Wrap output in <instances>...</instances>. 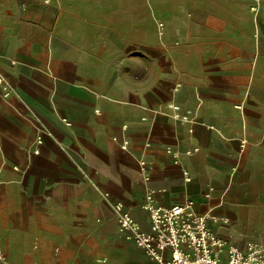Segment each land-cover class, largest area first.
<instances>
[{"label":"crops","instance_id":"obj_1","mask_svg":"<svg viewBox=\"0 0 264 264\" xmlns=\"http://www.w3.org/2000/svg\"><path fill=\"white\" fill-rule=\"evenodd\" d=\"M0 75L9 264H152L150 194L264 244V0H0Z\"/></svg>","mask_w":264,"mask_h":264},{"label":"built area","instance_id":"obj_2","mask_svg":"<svg viewBox=\"0 0 264 264\" xmlns=\"http://www.w3.org/2000/svg\"><path fill=\"white\" fill-rule=\"evenodd\" d=\"M159 26L163 28L162 23ZM0 90L4 97L10 95L9 84L1 75ZM174 108L179 109L177 106ZM182 118L188 119V114ZM37 139L42 142L43 137L38 136ZM167 151L178 162L177 152L172 149ZM147 165L145 161L140 162L143 171H146ZM185 175L187 181L192 180L187 172ZM194 204L193 200H187L163 206L154 203L151 194L147 195L143 209L150 219L149 230L140 225L123 202H113L112 207L119 232L140 247L152 264H264V244L254 241L244 247L230 244L211 229L210 216L197 212ZM211 218L215 220V216ZM8 262L0 245V264Z\"/></svg>","mask_w":264,"mask_h":264},{"label":"rangeland","instance_id":"obj_3","mask_svg":"<svg viewBox=\"0 0 264 264\" xmlns=\"http://www.w3.org/2000/svg\"><path fill=\"white\" fill-rule=\"evenodd\" d=\"M254 9H255V7L253 8V6H251V5H249V13L251 14V11H253L254 12ZM250 242V241H249ZM254 242H258V241H254ZM0 243H2L1 241H0ZM248 243V242H247ZM3 244L4 243H2L1 244V247H2V249L5 251V249H4V247H3ZM7 264H9V263H7Z\"/></svg>","mask_w":264,"mask_h":264}]
</instances>
